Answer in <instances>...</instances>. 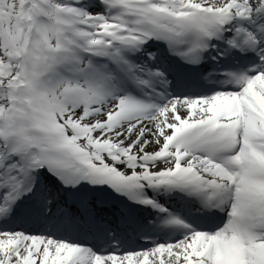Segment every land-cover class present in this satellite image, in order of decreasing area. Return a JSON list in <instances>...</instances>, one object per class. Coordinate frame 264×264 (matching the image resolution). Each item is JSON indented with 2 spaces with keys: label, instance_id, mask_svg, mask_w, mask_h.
Listing matches in <instances>:
<instances>
[{
  "label": "snow or ice",
  "instance_id": "snow-or-ice-1",
  "mask_svg": "<svg viewBox=\"0 0 264 264\" xmlns=\"http://www.w3.org/2000/svg\"><path fill=\"white\" fill-rule=\"evenodd\" d=\"M0 264H264V0H0Z\"/></svg>",
  "mask_w": 264,
  "mask_h": 264
}]
</instances>
